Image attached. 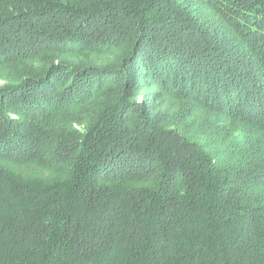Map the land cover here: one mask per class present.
Listing matches in <instances>:
<instances>
[{"label":"trees","instance_id":"1","mask_svg":"<svg viewBox=\"0 0 264 264\" xmlns=\"http://www.w3.org/2000/svg\"><path fill=\"white\" fill-rule=\"evenodd\" d=\"M252 31L264 0H0V63L45 50L0 67V264H264Z\"/></svg>","mask_w":264,"mask_h":264},{"label":"rangeland","instance_id":"2","mask_svg":"<svg viewBox=\"0 0 264 264\" xmlns=\"http://www.w3.org/2000/svg\"><path fill=\"white\" fill-rule=\"evenodd\" d=\"M50 1L56 2L57 0H50ZM9 11H11V7L10 8L6 7V12L9 13ZM9 14H11V13H9ZM9 14H5V15H9ZM4 29L6 31H9L10 26H6V27H4ZM242 33H244V32H242ZM29 35H31V34H28L27 36H25L24 45L21 44L19 47V50L17 52H9V53H6L4 55L6 57H5V60L1 61L0 67L6 68L8 70H13L14 72H16L20 69L19 65L21 62L35 61L36 58L39 57L38 55H41V53L45 51L44 48H39V47H41V45H43V44H41L43 42V40H41V38L40 39L37 38V36H35V35H31V36H29ZM29 39H31L33 42L27 43V41ZM103 39H104V37L99 38V41H102ZM126 39H127L126 36L124 38H119V44L125 45L127 42ZM243 39H244V43L250 42V46L252 48V51L254 52L253 54L256 55L257 51H258V53H260L261 58H259V61H257V63H259L261 65V67L263 68L262 71H264V36L261 33L259 34L257 32L252 31L249 34H246L245 36H243ZM253 46L256 48L253 49ZM5 49L7 50L6 47H5ZM250 65L252 66L251 70H244L245 72L251 73V75H253V76L264 77V72L259 71L260 68H255L254 64H250ZM8 73H13V72H8ZM3 82H4L3 80H0V85H2ZM68 112L66 113L65 118L62 117L63 119L61 118V120H58V122L59 121L66 122V123L69 122V125H71L73 127L72 129H76L78 132H83L84 127L81 126L80 124H78L82 119L81 116H78V114H76L77 111H75L73 109L68 110ZM70 115H72V116H70ZM64 119H66V120H64Z\"/></svg>","mask_w":264,"mask_h":264}]
</instances>
